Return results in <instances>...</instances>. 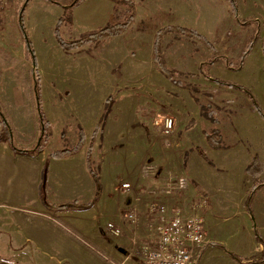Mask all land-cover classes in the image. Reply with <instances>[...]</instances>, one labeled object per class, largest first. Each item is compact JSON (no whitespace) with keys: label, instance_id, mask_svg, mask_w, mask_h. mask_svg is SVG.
Instances as JSON below:
<instances>
[{"label":"rangeland","instance_id":"1","mask_svg":"<svg viewBox=\"0 0 264 264\" xmlns=\"http://www.w3.org/2000/svg\"><path fill=\"white\" fill-rule=\"evenodd\" d=\"M22 1L0 0V108L10 125L12 143L30 151H15L6 143L13 152L21 155L36 151L31 149L40 134V112L49 123L51 133L45 154L38 157L46 155L40 172L39 196L33 184L40 164L34 163L30 156H21L19 191L12 190V177L9 178L11 183L6 182L4 190L9 194L2 198V203L14 205L15 210L41 205L47 208V213L24 214L51 224L62 245H52L55 250L51 251L47 245L25 242L21 245L20 257L31 256L33 260L21 259L16 263L119 264L123 260L124 264H143L131 253L135 244L130 238L142 244L147 238L154 237L153 226L159 216L148 204L158 202L167 203L170 213L173 207L180 206L189 213L200 215L206 234L204 243H209L197 264H240L227 251L245 257L243 262L258 257L259 243L254 227L264 239V187L252 197L253 213L250 215L243 203L252 179L244 168L257 154L263 163L264 176V119L252 108L244 93L212 79L241 83L247 75L255 81L252 70L248 67L244 74L230 68L222 57L210 62L212 52L201 40L168 32L162 37L161 52L169 68L183 73L178 84L158 69L153 60V42L156 31L165 25L191 27L203 34L221 56L235 66L248 38L253 32H259V23L256 24V19L250 15L252 11L264 19V0H236L237 4L250 2V6L254 2V10L241 12V17L238 9L239 18L248 21L243 25L229 16L232 12L228 0H214L211 5L209 0H133L135 16L122 33L68 50L58 44L54 28L62 14L61 4L70 0H55L60 4L28 0L23 24L33 54L18 27V7ZM203 4L205 8L213 6L216 10L213 14L218 12L216 29L222 28V33L211 35L201 26L214 22L212 18L208 22L195 16H175V8L188 10ZM125 7L117 2L105 21L87 23L83 20L86 17L84 11L78 10L74 22L60 25V34L64 39L72 40L99 29L107 21H121ZM261 39L264 42V37ZM259 49L256 46L247 57L250 55L252 60L256 56L264 62V52ZM36 79L38 97L34 88ZM250 87L264 109V70L259 81ZM108 96L112 97L111 112L93 140L91 153L102 182L99 200L95 207L86 210L56 209L46 205L44 201L60 203L75 199V196L78 202H86L90 196L93 199L95 185L87 190V180L79 170L82 163L85 167L87 146ZM200 105H208L214 110L218 123L203 117ZM166 118L172 120L168 132L163 127ZM190 118L195 124L186 129ZM213 127L221 132L223 148H213L205 140L204 132ZM80 128L85 142L71 154L73 156L68 155L71 156L69 161H64V157H52L50 170L56 177L53 188L46 183L50 154L72 147L78 140ZM198 148L206 153L212 164L205 161ZM64 169H77L74 178L85 186L84 194L74 192L73 187L69 189L71 192L64 194L65 184L68 186ZM124 182L130 184L129 190L122 189ZM193 182L199 183L206 195L199 193ZM57 186L60 192L56 190ZM133 206L137 208L136 228L123 218L126 210ZM1 211L11 220L8 211ZM110 221L122 226V235L114 236L107 230ZM8 228L12 232L15 230L14 220ZM91 229L96 233L95 238L86 233ZM64 240L71 248L66 253ZM0 242L9 243L8 237L0 235ZM0 248V256H13L14 253L8 252L10 245ZM3 248L7 251H1Z\"/></svg>","mask_w":264,"mask_h":264},{"label":"trees","instance_id":"2","mask_svg":"<svg viewBox=\"0 0 264 264\" xmlns=\"http://www.w3.org/2000/svg\"><path fill=\"white\" fill-rule=\"evenodd\" d=\"M48 1L56 3V4H60L59 2H57L55 0H48ZM82 1L83 0H71L67 4H61L63 11L57 20V23H56L55 28H54V33H55V37H56L58 44L60 46H62L64 49L68 50V49L78 48V47H80L86 43L98 42V40L102 37L118 35V34L122 33L131 24V22L133 21L134 16H135V3L133 0H115L117 2L123 3L126 6L124 9L123 20L108 22L104 26L100 27L99 29H97L95 31L85 33V34L79 36L78 38H75L72 40H66L60 34V25L63 22L67 23V24L71 23V21H72V10L75 6L79 5ZM27 2H28V0H23L21 2L20 7H18V27L26 39V45H27L28 49L33 54V50L31 48V43L27 37L25 26L23 24V14H24L25 5ZM228 2L231 6V12L235 17L236 22L241 24V25L246 24L248 21L246 19L239 18V16H238V6L236 3V0H228ZM168 32H175L178 34H182L186 37L196 38L198 40H201L206 45V47L212 52V57L209 60L210 62L215 61L217 58L219 59L220 57H222L226 61V64L228 65V67L233 68L235 70H238L243 66L244 61H245L247 55L250 53V51L253 47V44L256 40V35H251L248 38V40L246 41V44L244 45V47L240 51V54H239V57L237 60V64H235V66H234V65H232L231 60H229L228 58H225V56H221L219 51L215 48L214 44L212 42H210L209 40H207L205 38V36L203 34H201L200 32H198L196 29H193L191 27L181 26V25H165V26L161 27L160 29H158L156 31L155 37H154L153 60L163 75H165L170 80H172L178 84L180 83L179 77L181 75H183V73L178 71L175 68H169L165 64L164 59H163V55L161 52L162 37ZM189 74H192V73H189ZM212 79L216 83H219L221 85L231 87L234 89H238V90L244 92L248 96V98L251 102L252 108L264 119V109L261 107V105L257 101L255 95L253 94V92L249 88H247L246 86H244L242 84H239L236 82H231V81L224 80L221 78H212ZM38 85L39 84H38V81L36 79L34 88H35V93H36L37 97L39 94V86ZM104 104H105L103 107L104 109L102 111L101 116L99 117L97 124L95 125V127L92 131L91 141L89 142V144L87 146V151H86V166H87L88 172L90 173V175L93 179L94 185H95V192H94L93 199L88 200L86 202H78L76 199H72V200H68V201H64V202H60V203H53V204H49L48 202L44 201V203L46 205L51 206V207L56 208V209L86 210V209H89L90 207H92L94 202L100 198L101 193H102V182H101L99 172L97 171V169L94 167V165L92 163L91 153L93 152V140L96 137L97 133L104 127L105 121H106L109 113L111 112L112 97L108 96L105 99ZM200 111H201V115H203V117L207 118L210 122H212L214 124L218 123V118L216 117L214 110L210 109V107L208 105H200ZM40 118H41L40 119L41 120V124H40L41 129H40V134L38 137V142H37V144H35L34 148L31 149V151H34V150L42 151L45 148V146L48 142L50 133H51L49 123L43 118L41 112H40ZM194 121L195 120L193 118H190V120L186 124L185 128L189 129V128L193 127L195 124ZM204 136H205L206 142L211 147L216 148V149H220V148L224 147L221 132L217 127H213L211 130L205 131ZM11 138H12V131H11L10 125L8 124L6 116L4 115L3 111L0 108V142L1 141L8 142L9 145L11 146V148L15 151H21V152H25V153L30 151V150H26V149L17 148L12 143ZM84 142H85L84 132L80 128L78 140L72 147L54 150L51 152L50 155L53 158H62V157H66L68 155L74 154L75 152H77L80 149V147L83 145ZM198 152L205 159V161H207L210 164L213 163L207 157L206 153L203 150L198 148ZM244 171H245L246 175H248L252 179V184L249 187V189L247 190L243 205H244L246 211L250 215H252L253 212H252V208H251V199L258 189L264 187V176L262 175L263 163L257 154L252 156L250 162L245 166ZM193 185L199 193L206 195L205 194L206 192L204 191V189L201 187V185L199 183L193 182ZM254 230H255V236H256L257 242L262 245V250L260 251L259 256L254 258V259L251 258L252 260H248L247 262H243L244 261L243 257L239 256L238 254L234 253L233 251H227L226 250L227 253L232 257V259L235 260L237 263H240V264L264 263V239L258 233L257 228L254 227ZM208 243H204L200 247V250L198 252L195 264L198 263L199 257H200L201 253L203 252V250L205 249V247L207 246Z\"/></svg>","mask_w":264,"mask_h":264},{"label":"crops","instance_id":"3","mask_svg":"<svg viewBox=\"0 0 264 264\" xmlns=\"http://www.w3.org/2000/svg\"><path fill=\"white\" fill-rule=\"evenodd\" d=\"M86 1H88V2L85 3ZM205 1H207V0H205ZM208 2L210 5L214 4V0H209ZM83 3H85V4L83 6H81V4H83ZM116 3L117 2L115 0H83L79 5H77L73 8V10H72V18H73L72 21L73 22L75 21L76 14H77L78 10L84 11V14L86 17L83 20L85 23L91 22V21L99 22L101 20L105 21L108 18V16L111 15L112 11L115 8ZM134 3H135V1H134ZM249 3L250 2H248L247 5H245L244 2H242V3L238 2L237 5H238L240 17H241V12H244V13L249 12L250 13V10L252 8L254 10V8H255L254 2L251 3V6L249 5ZM229 11H230V7H229ZM214 12H216V10L214 9L213 6L212 7L209 6V7L205 8L204 4H203V6L197 5L194 9H192V8H189L188 10H185V9L180 10V8L174 9L175 16H179V18H180V15H185L184 17H188L187 15H189V17L195 16L196 19H200L203 21L208 20V22L211 20V18L214 19L213 20L214 22L210 21V22H212V24L209 22L210 25H209V23L207 25L201 24V26L205 27V30H207V33L211 34V35H214L215 32H219V33L223 32V30H221L222 28L216 29V27H218L217 26L218 21L216 22V19L218 17V15H217L218 12L216 14H213ZM229 16L231 17V19H232V17L234 19V16L232 13ZM250 16H253L254 19H256V24L259 23V26H260L259 32L255 31L252 33V35H256V40H255L253 47L250 51V55H251V53L253 52V50L255 49L256 46L260 47L259 52H262V51L264 52V46L262 44L264 42L261 39V37H264V19L261 20L260 16H258V14H256V13H252V11H251ZM256 24H254V28L256 27ZM196 28H199V27H196ZM208 34L205 33L206 37L210 38V36H208ZM108 37H111V36H108ZM250 55L248 57H246L247 59L245 60L244 65L242 66L241 69L238 70V71L244 72V74H246L245 71L248 70V67H249V70H252V74H253L252 78H254L255 81H252L246 75V77L243 76V78H242L243 80L241 81V83H239V84H242L244 86L245 85L248 86V88H251L250 87L251 84H255L256 82L259 81V78L261 77V73L264 70V69H262L263 60L261 62V60L259 58H257L256 56L251 60ZM251 61H252V63H251ZM263 66H264V62H263ZM245 78H247V80ZM242 93H244V92H242ZM254 93H255V91H254ZM255 97L257 99V95H255ZM257 101H258V99H257ZM43 154H45V149L42 152L34 151L28 155H21L19 153L13 152L12 149L9 147V145L6 142H0V167L4 166L2 169H0V186H1L0 187V235L8 237V240H9V243L0 242V246H3L5 244L10 245L11 250L8 252L14 253L12 257H10V256L7 257V256H3V255L0 256V264H17L16 263L17 261H22V260H26V259L27 260H33V257H31V256H30V258L29 257H27V258L20 257L21 251L23 250L21 245H23L25 242H32L33 244H38V245H47V249H49L51 251L55 250L52 245H54V244L62 245V242H59V240H60L59 234L54 232V229L52 228L51 224H49L48 222H45V221H36L35 218H33V216H29L30 214H33V213H47L49 211L47 208H43V206L41 205V207L40 206L29 207V208H22V207L19 208L18 207L19 209L15 210L14 208H12L14 205L6 204V206H5V204L2 203V198H4L6 195L9 194V193L6 194V192H4L5 187H6V182H10L8 180L9 178L12 177V182H13V185H12L13 189L12 190L16 191V192L19 191L18 186L20 184L21 175H22L21 170H20V158H21V156H30V157H32L31 159H33L34 163L40 164L39 170L34 174V184H33L34 191H36L37 196H39L38 195V185L40 183V172L42 170L43 163L46 160V155H45V157L43 156L39 159H38V157H39V155L42 156ZM71 156H73V155H71ZM71 156L64 157V161H66V160L69 161L68 159H70ZM52 160H53V158L50 157L49 161H48L49 169H48V174L46 177V183H49L54 188V181H55L56 177H54L53 173H51V170H50V163ZM84 163H85V167H84V164L82 163L80 165L79 171H80L82 177L85 180H87V190H91L92 187H94V182L92 180L90 173L88 172V169L86 166V158H85ZM15 165H17V167H16L17 170H15ZM76 172H77V169H71V170L64 169V173H65L64 178L68 179V186H67V184H65L64 194L65 193L68 194L69 192H71L72 190H69L71 187H73V189H76L74 192H76L78 194H84L86 192L85 186L80 184V182H78V178H74V174ZM37 176H38V178L36 179ZM89 178H91V180ZM56 190L57 191L59 190V192H60L61 189L57 186ZM94 190H95V188H94ZM73 194H75V193H73ZM78 196H80V195H78ZM72 197H74V196H72ZM76 198H78V197L75 196V199ZM91 199L92 198L90 196V197H88V199L86 201L91 200ZM69 200H71V199H69ZM97 201L94 202L93 207H95ZM15 202H18V199ZM39 204H40V201H39ZM2 209H3V211H8L7 213L11 214V220H9V215L4 214L1 211ZM24 213H28L29 215L28 214L25 215ZM27 216L31 217V218L29 219ZM25 217H27V218H25ZM12 219L16 223V228L13 232L9 231V228H8V226L10 225V222L13 221ZM87 229H88V227H87ZM89 230H88V232H86L87 235L89 237L95 238L96 233L93 231V229H91V231H89ZM55 239H57L56 243L54 242ZM16 246H18V247H16ZM70 246H71V244H70ZM4 249L5 248H3L1 251L6 252L7 250H4ZM69 249L71 250V248H69L67 242H65V240H64V253L68 252ZM261 250H262V245L259 243L257 245V251L260 252ZM46 252L48 253V251H46ZM243 258H245V257H243ZM259 264H264V263H259Z\"/></svg>","mask_w":264,"mask_h":264},{"label":"built area","instance_id":"4","mask_svg":"<svg viewBox=\"0 0 264 264\" xmlns=\"http://www.w3.org/2000/svg\"><path fill=\"white\" fill-rule=\"evenodd\" d=\"M164 131L172 127V120L166 118L163 123ZM123 190H129L130 184H121ZM158 213V221L154 225V237L147 238L142 244H137L135 238L131 253L136 254L143 264H195L200 247L206 240L204 226L200 215L189 213L180 206L172 208L167 203H149ZM123 218L138 226L137 208L135 206L126 210ZM107 230L114 236H120L123 228L114 221L107 223ZM121 261L119 264H124Z\"/></svg>","mask_w":264,"mask_h":264}]
</instances>
